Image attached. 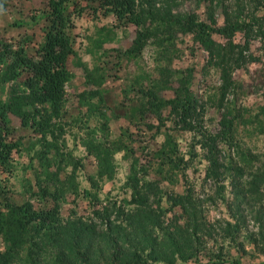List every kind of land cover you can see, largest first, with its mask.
Segmentation results:
<instances>
[{"label":"rangeland","instance_id":"374dc122","mask_svg":"<svg viewBox=\"0 0 264 264\" xmlns=\"http://www.w3.org/2000/svg\"><path fill=\"white\" fill-rule=\"evenodd\" d=\"M261 1L264 2L139 0L142 8L153 13L151 25L158 26L157 34L147 41L137 58L122 62L118 59L119 50L131 43L136 26L132 23L123 24L112 13L89 6L87 0H76L77 8L81 7V11L74 9L72 5L68 7L73 21L69 29L73 46L88 72L85 75L74 55H69L67 66L71 75L65 83L66 98L62 114L52 119L49 133L38 129V125L34 127L32 124L27 128L14 126L12 134L18 139L19 145L11 153L8 169L0 171V187L3 188L0 196L8 194L15 207L21 211L23 219L24 213H28V207L40 208L56 202L59 206L60 223L42 229L40 235L36 232V235L26 237H21L23 233L18 229H8L5 226L0 233V249L9 251V264H90L89 256L104 259L109 254V246H106L100 235H91L92 225L105 229V219L94 213L95 198L101 200V211L103 206L107 207L114 232L122 226L129 238H137L143 230L135 225L136 219L133 216L129 217L137 203H123L124 200L131 201V187L126 180L133 172L157 179L159 182L156 189L162 188L165 192H181L191 188L190 191L195 194V207L212 223L210 235L204 237L209 240V244L223 239L235 252L237 245L225 233L224 228L225 221L229 219L232 224L238 222L239 230L234 231L238 240L242 238L241 235L251 231L260 239L259 244L264 246V229L260 228V220L264 223V216L260 214L264 206V164L261 162L264 160V128H258L264 123H241L237 132L236 140L250 156L252 167L240 169L242 162L238 159L234 146H222L218 156L228 165L219 167L217 177L206 176L207 161L193 132L166 127L167 134L163 132V128L158 135L152 136L153 130L145 125L137 126L143 108L140 106L141 95L131 89L125 91L131 78L142 71L149 73V76L158 77L160 66L174 70L184 68L193 61V55L189 52V36L181 34L170 23L164 24L169 15L195 11L203 18L207 12L212 11L217 20L222 22L226 15L235 17V12L245 16L264 13V7L255 11ZM48 11V0H11L7 9L0 14V39L15 41L21 35H26L29 37L28 51H32L42 39V26L47 21L45 16ZM151 17L148 16L147 22ZM97 41L100 43L97 44ZM259 44L258 40L253 41L252 49L260 55V59L249 63L247 70L241 73L244 92H240L236 101L237 105H246L252 107V110L264 103V50L258 49ZM199 55L203 56L204 52H199ZM97 76L102 77V83L98 87L102 93L91 99L95 102V115L89 124L97 129L96 137H91L87 132L90 125L85 126V123L72 116L78 113L83 117L87 111V105L80 103V95H88L85 90L89 85L91 87V81L88 83L87 80L90 77V80L96 79ZM149 79L150 77L148 82ZM217 83V73L210 70L206 80L198 88L201 97L209 104ZM175 85L174 80L173 86ZM6 86L7 84L4 87ZM1 92L0 87V94ZM160 93L169 97L171 91L164 89ZM206 113L208 123L213 127L220 112L217 107L208 105ZM147 120H151V117L147 116ZM84 138H91V144L102 142V146L107 145L110 140L120 138V144L125 145V148L113 149L106 155V159L102 157L104 154L87 151ZM169 145L171 154L175 150L174 156L187 161L183 167L185 175L179 173L177 181L160 178L155 172L156 163L161 159L159 153L170 154L167 150ZM143 169L148 170V173L144 174ZM147 194V203L142 204L145 210L157 211L159 205L169 206L165 193L160 199L159 192L150 190ZM256 194L261 195L256 197ZM183 209L185 208L176 206L174 210L159 213L161 223L174 226L167 230L180 228L187 217V214L179 215ZM186 209L192 207L186 204ZM259 209L261 210L258 211ZM233 213L236 217H232ZM255 214L257 218L254 217ZM197 219L200 220L198 214ZM17 220L14 219L15 222ZM141 220L146 222V218ZM191 220L193 219L190 218L189 222ZM87 224H91L90 228ZM156 230L159 231L154 233L158 234V244L145 249L150 251L152 247V252L164 256V249L169 246L168 232L159 227ZM31 239H36V243L31 242ZM207 244L208 241L205 248L209 246ZM205 248L199 252L201 259H205ZM252 260H264V252H259L252 259L243 256L244 262ZM187 263L192 264L193 261ZM156 264L163 262L159 260Z\"/></svg>","mask_w":264,"mask_h":264},{"label":"trees","instance_id":"16d2710c","mask_svg":"<svg viewBox=\"0 0 264 264\" xmlns=\"http://www.w3.org/2000/svg\"><path fill=\"white\" fill-rule=\"evenodd\" d=\"M10 1L0 0V14L7 9ZM87 1V4L95 9L112 13L123 24L132 23L136 26L131 43L123 50H119L120 62L137 58L147 41L157 34L158 26L151 25L153 13L142 8L139 0ZM70 5L78 11L82 9L77 8L76 0H48L49 11L45 16L47 21L42 26L43 36L32 51H28L29 37L26 35H21L15 41L0 39V87L2 89V95L0 94V171L8 169L11 153L19 145L18 139L12 134L14 126L27 128L33 124L34 127L38 125V129L49 133L52 119L62 114L66 98L65 83L71 75L67 66L69 55H74L85 75L88 72L73 46L69 31L73 25L68 12ZM262 7H264L263 1L258 3L255 11L258 12ZM150 15L152 17L147 22ZM168 23L181 34L189 36L191 42L189 52L193 55V61L184 68L174 70L160 66L158 77L149 76V73L142 71L131 78L125 91L128 92L131 89L139 93L140 106L143 107L137 126H147L148 129L153 130L152 136L158 135L163 128V132L167 134L166 127L193 132L196 143L200 145L207 161L206 176L217 177L219 167L228 165L218 156L222 146L225 148L234 146L238 152V159L242 162L240 169L252 167L250 156L244 152L239 141L236 140L237 132L241 123L246 125L255 122L264 123V103L257 105L256 110H252V107L237 105L236 101L240 92L243 91L241 73L247 70L249 63L260 59V55L252 49L253 41L258 40L260 43L257 46L258 49L264 50V13L245 16L235 12V17L226 15L224 20L219 22L212 11L207 12L203 18L199 17L195 11H188L169 15L164 24ZM97 42V44L100 43V41ZM199 52H204V55L200 57ZM210 70L217 73L218 83L209 104L201 97L198 88L206 80ZM97 77L92 80H90L91 77H87V82L91 81V87L89 85L85 90L88 95L82 96L80 92L78 93L80 103L87 105V111L84 112L83 117L78 113L72 116L85 123V126L90 125L87 132L91 137L94 135L96 137L97 133L96 127L89 124L95 115L93 112L95 102L91 99L102 93L98 89L102 83V77ZM148 77H150L149 82ZM174 80L175 86H173ZM164 89H170L169 97L160 93ZM208 105L217 107L220 112L216 125L213 127L208 123V116H206ZM147 116L151 117V120H147ZM258 128L261 130L264 125ZM83 141L88 146L87 151L104 154L102 157L106 159V155L113 149L125 148V145L120 144L122 142L120 138L110 140L104 146L99 141L91 144L93 141L91 138H84ZM167 150L170 154L159 153L161 159L156 163L155 172L160 175V178L177 181L179 173L185 175L183 167L186 166L187 161L174 156L175 150L171 154L170 145ZM261 162L264 164V160ZM142 171L144 174L148 173L146 169ZM158 182L157 179L145 175L139 176L135 172L129 174L126 180L131 187V201L124 200L123 203H137L129 217L133 216L136 219L135 225L143 230L137 238H129L122 226L114 232L107 207L103 206L101 211L102 206L99 207L101 200L95 198L94 213L99 218L105 219V229L92 225L91 235L95 237L98 234L104 239L103 242L109 246V254L104 259H100L99 256H89L90 264H156L159 260L163 264H191L187 261H193L192 264H264V260L243 261L244 255L252 259L259 255V252H264V246L259 244L260 239L254 232L247 231L238 240L237 234H234V231L239 230L238 222L232 224L227 219L225 233L236 243L235 252L231 245L225 244L226 240L223 239L209 244V240L204 237L210 235L212 223L195 207V194L190 191L191 188L181 192H165L162 188L156 189ZM150 190L159 192V199L165 193L169 206L162 207L158 204L157 211L145 210L142 204L147 203V192ZM2 191L3 188L0 187V192ZM260 195L256 194V197ZM186 204L192 209H186ZM176 206L185 208L179 212L182 216L187 214L183 222L185 226L182 223L179 229L169 231L167 229H173L174 226L161 223L158 216L163 211L174 210ZM120 207L121 205L118 208ZM236 208L238 209L239 206ZM262 208L258 211L261 210L260 214L264 216V206ZM27 210L28 213H24L23 219L21 211L15 207L10 196L6 193L0 196V233L7 226L8 229L14 228L21 231L23 233L21 237L33 236L36 232L40 235L42 229L54 227L60 223L59 206L56 202L34 209L30 206ZM197 214L200 220L197 219ZM191 215L194 217L192 218ZM231 215L236 217L235 213ZM254 217L258 216L255 214ZM145 218L146 222L141 220ZM190 218L193 220L189 222ZM14 219H18L17 222ZM87 225L90 228L91 224ZM156 227L168 232L169 246L164 249V256L152 252V247L150 251L145 249L147 246L158 244V234H154L159 233ZM260 228L264 229L262 220H260ZM79 235L82 234L79 233ZM12 241L15 240L12 239ZM207 241L209 246L205 248ZM31 242L36 243V239H31ZM203 248L206 251L205 259L199 257V252ZM10 259L9 251L0 249V264H9Z\"/></svg>","mask_w":264,"mask_h":264}]
</instances>
